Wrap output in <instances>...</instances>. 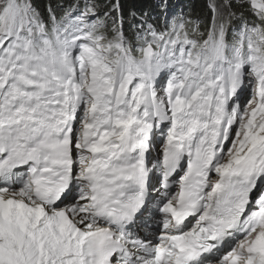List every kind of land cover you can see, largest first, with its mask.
<instances>
[{"label": "snow or ice", "instance_id": "1", "mask_svg": "<svg viewBox=\"0 0 264 264\" xmlns=\"http://www.w3.org/2000/svg\"><path fill=\"white\" fill-rule=\"evenodd\" d=\"M205 9L0 0V264H264V0Z\"/></svg>", "mask_w": 264, "mask_h": 264}, {"label": "trees", "instance_id": "2", "mask_svg": "<svg viewBox=\"0 0 264 264\" xmlns=\"http://www.w3.org/2000/svg\"><path fill=\"white\" fill-rule=\"evenodd\" d=\"M33 2L42 12H45L49 3L53 7L63 5L67 8L69 5L76 3V0H33ZM206 2L207 0H170V7L173 8V11L175 10V14L183 13L186 16L202 19L206 12ZM121 3L124 6L125 12L132 7H135L137 10L148 11L150 10V6L155 3V0H121ZM176 10H179V12H176ZM156 11L158 12V9Z\"/></svg>", "mask_w": 264, "mask_h": 264}, {"label": "rangeland", "instance_id": "3", "mask_svg": "<svg viewBox=\"0 0 264 264\" xmlns=\"http://www.w3.org/2000/svg\"><path fill=\"white\" fill-rule=\"evenodd\" d=\"M170 11H171L172 13L175 12V10L173 11V8H172V7H170ZM176 12H179V10H176ZM180 12H181V11H180Z\"/></svg>", "mask_w": 264, "mask_h": 264}]
</instances>
